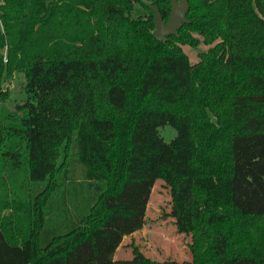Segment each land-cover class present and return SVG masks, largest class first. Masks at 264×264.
Wrapping results in <instances>:
<instances>
[{"label":"trees","instance_id":"1","mask_svg":"<svg viewBox=\"0 0 264 264\" xmlns=\"http://www.w3.org/2000/svg\"><path fill=\"white\" fill-rule=\"evenodd\" d=\"M171 2L0 0V264H264V0H188L161 41ZM159 180L192 258L117 259Z\"/></svg>","mask_w":264,"mask_h":264},{"label":"rangeland","instance_id":"2","mask_svg":"<svg viewBox=\"0 0 264 264\" xmlns=\"http://www.w3.org/2000/svg\"><path fill=\"white\" fill-rule=\"evenodd\" d=\"M137 12L144 16L148 13L139 9ZM183 48L190 62L195 64L199 60L200 52L207 50L208 46L201 44L198 49H194L187 45ZM23 81V76H18L7 84L12 93L8 108L13 109L16 103L22 102L24 99ZM159 131L166 142L177 135V131L170 125L161 127ZM145 218L141 230L124 238L117 250V259H130L141 255L154 261L171 262L172 260L185 261L192 258L189 182L157 181L151 193Z\"/></svg>","mask_w":264,"mask_h":264},{"label":"water","instance_id":"3","mask_svg":"<svg viewBox=\"0 0 264 264\" xmlns=\"http://www.w3.org/2000/svg\"><path fill=\"white\" fill-rule=\"evenodd\" d=\"M190 5L188 0H172L171 13L168 21H164L163 16L157 7H152L154 12V34L161 40L165 41L169 36H179L182 25L189 23L187 15Z\"/></svg>","mask_w":264,"mask_h":264}]
</instances>
